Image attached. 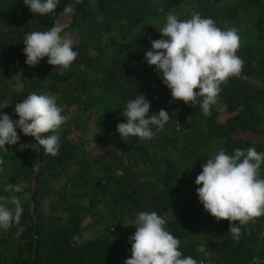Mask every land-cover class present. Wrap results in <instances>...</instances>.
Listing matches in <instances>:
<instances>
[{"label":"trees","instance_id":"16d2710c","mask_svg":"<svg viewBox=\"0 0 264 264\" xmlns=\"http://www.w3.org/2000/svg\"><path fill=\"white\" fill-rule=\"evenodd\" d=\"M65 6L74 11L62 12ZM170 13L238 30L243 70L221 85L211 115L199 103L173 101L145 59ZM59 25L78 53L71 68L60 75L47 58L27 65V32ZM32 92L54 95L68 120L56 156L21 147L36 141L19 129V143L0 149V197L17 195L23 206L18 225L0 228V264H124L142 211L161 215L179 250L198 264H251L253 257L264 264V216L234 239L228 221L204 210L195 184L221 149L264 152V0H60L56 14L43 17L23 0H0V112L18 120L14 105ZM138 94L151 102L150 114L164 109L170 120L152 140L124 142L116 128Z\"/></svg>","mask_w":264,"mask_h":264},{"label":"clouds","instance_id":"9594fccd","mask_svg":"<svg viewBox=\"0 0 264 264\" xmlns=\"http://www.w3.org/2000/svg\"><path fill=\"white\" fill-rule=\"evenodd\" d=\"M23 3L33 14L43 17L56 14L60 0H23ZM73 11L65 6L62 12ZM158 11L163 12V7ZM63 31L62 25L52 26L47 31H28L23 42L26 64L35 67L47 58L49 65L60 69V75L69 70L78 53L73 50V41L61 35ZM159 33L162 38L152 40L151 50L145 53L148 65L154 66L160 74L173 101L191 106L199 103L203 114L211 115L210 109L218 102L221 85L231 77L240 76L243 70L244 61L237 55L241 46L238 30L235 27L221 30L213 19L200 14L180 20L170 13ZM150 107L151 102L142 94L127 102L121 113L126 122L119 123L116 128L122 141L129 142L133 137L152 140L164 129L170 120L169 113L161 109L158 114H150ZM14 111L18 116L15 121L0 112V149L6 152L5 145L19 143V129L24 136L36 141L21 147L43 148L44 154L56 156L60 149L59 131L68 120L57 105L56 97L32 92L14 105ZM3 163L0 158V165ZM262 164L264 152L254 147L246 151L234 149L232 155L221 149L214 158L202 164V171L196 177L199 202L217 222H229L228 233L234 239L240 238L243 226L264 216ZM116 174L122 176L123 171L117 170ZM10 188L14 193L23 191L20 185ZM22 213L23 206L17 195L0 197V228L7 230L14 223L18 225ZM131 226L136 230L129 237L131 256L124 264H198L179 250V239L167 229L166 220L156 211L140 212ZM23 231L22 227L18 228L17 237ZM199 251L203 253L205 248L201 246ZM257 259L253 257L251 264H256Z\"/></svg>","mask_w":264,"mask_h":264},{"label":"rangeland","instance_id":"374dc122","mask_svg":"<svg viewBox=\"0 0 264 264\" xmlns=\"http://www.w3.org/2000/svg\"><path fill=\"white\" fill-rule=\"evenodd\" d=\"M68 18H70V17L68 16ZM17 89H18V88H17ZM242 136H243V137L252 138V139L256 140V138H255V137H252L251 134H249V133H244V134H242Z\"/></svg>","mask_w":264,"mask_h":264},{"label":"water","instance_id":"95a60500","mask_svg":"<svg viewBox=\"0 0 264 264\" xmlns=\"http://www.w3.org/2000/svg\"><path fill=\"white\" fill-rule=\"evenodd\" d=\"M34 194H35V191H34Z\"/></svg>","mask_w":264,"mask_h":264}]
</instances>
